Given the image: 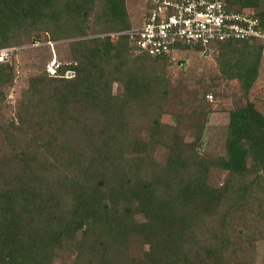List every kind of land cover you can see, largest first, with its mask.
<instances>
[{
  "label": "trees",
  "instance_id": "16d2710c",
  "mask_svg": "<svg viewBox=\"0 0 264 264\" xmlns=\"http://www.w3.org/2000/svg\"><path fill=\"white\" fill-rule=\"evenodd\" d=\"M257 1L227 0L237 10ZM93 13L96 34L131 29L125 0H0V49L40 41L43 29L84 37ZM257 15L264 28V13ZM253 46L259 54L262 47L249 41L218 44L217 52ZM74 47L76 61L62 62L59 75L46 69L29 80L17 112L47 147L26 144L8 153L0 142V264H224L227 222L246 211L255 183L264 181V115L252 102L230 113L227 156L214 164L240 185L214 186L213 162L197 150L204 125L191 121L196 139L186 147L178 127L160 121L169 88L156 68L168 57L135 54L125 36H94ZM178 59L185 67L186 59ZM241 62L231 76L249 90L256 67ZM67 69L75 77L64 78ZM15 76L11 60L0 63V132L10 147L13 132L23 133L3 115ZM116 83L123 94L114 93ZM72 103L69 125L63 114ZM143 109L156 114L152 136L172 131L165 164L148 156L151 139L133 135L132 118H146L133 110Z\"/></svg>",
  "mask_w": 264,
  "mask_h": 264
},
{
  "label": "rangeland",
  "instance_id": "374dc122",
  "mask_svg": "<svg viewBox=\"0 0 264 264\" xmlns=\"http://www.w3.org/2000/svg\"><path fill=\"white\" fill-rule=\"evenodd\" d=\"M125 1L131 28L142 26L150 1ZM257 2L256 6L242 7L240 10L264 13V0ZM94 16L93 13L90 17L87 35L84 37H80L72 30L58 32L57 29L48 31L43 29L40 34L42 40L39 41L37 47L32 46L34 42L27 41L19 45L24 49L15 52L11 59L15 66L16 76L13 85L6 89L8 96L3 115L4 121L12 119L23 133L19 130L13 132L16 141L15 138L10 137L14 140L12 142L14 144L10 147L7 146L8 137L5 140L3 132H0V142L6 145L3 152L5 148L9 153L16 150V147L23 148L26 144H38L39 146L45 144L47 147L39 130H28L20 124L17 112L29 88V80L36 75L45 74L47 64L52 58L57 57L61 62L70 65L76 61L74 46L78 41L110 34L99 32L96 34L97 26L94 23ZM66 34L69 35L66 36ZM48 40L52 42L53 47L46 45ZM261 49L259 54H257L259 48L254 46L252 48L238 47L237 50L228 54L220 49L209 58H204L198 52L189 50L176 54L177 57L186 59L185 67L181 68L172 62L161 61L156 68L158 73L163 72V79L166 80L169 88L166 107L160 115L161 123L178 127L180 141L182 140L186 147L193 146L196 139L195 125L191 121L204 125L203 145L197 146V150H199L200 157L213 162L209 173L210 183L217 187L229 185L230 188H238L240 185L234 177L230 176L228 170L214 164L216 162L220 164V159L227 156L230 113L252 102L255 108L264 115V49ZM240 58L243 61L241 63H245L247 67H256L255 80L249 90L245 88L241 79L231 76L240 71L234 66ZM145 59L149 60V57ZM122 88L123 86L119 83L113 85L116 94H123ZM76 106L75 103L70 104V107L68 105V110L66 109L63 114L64 121L69 125L74 124L73 114ZM133 112L146 116V118L141 115L136 119L132 118L133 135L147 141L151 139L153 144L148 148V156L160 164H165L173 145L170 138L172 131L161 130V133L158 132L152 136L151 128L156 114L145 109L133 110ZM42 130L47 132L48 127ZM63 141L65 140L59 139V143L64 144ZM255 184L256 187L252 189L246 211L235 212L229 223L227 222L226 234L222 235L229 243L223 252L224 264H264V181L260 180ZM225 205L229 206V200ZM226 209L224 211L228 210ZM57 264H71V260H57Z\"/></svg>",
  "mask_w": 264,
  "mask_h": 264
},
{
  "label": "built area",
  "instance_id": "2783aa9c",
  "mask_svg": "<svg viewBox=\"0 0 264 264\" xmlns=\"http://www.w3.org/2000/svg\"><path fill=\"white\" fill-rule=\"evenodd\" d=\"M257 14L232 9L227 0H150L142 26L113 32L108 37L112 41L128 37L134 46L131 52L168 57L182 68L185 63L178 62L177 52L192 50L209 58L217 53L218 44L227 41L257 42L264 49V28ZM176 41L181 42L182 48L174 49ZM38 45L39 40L32 44ZM46 45L53 47L50 40ZM21 49L24 48L0 49V63L10 62ZM62 65L57 57L52 58L47 64L49 76L59 75ZM63 74L66 79L75 77L73 69Z\"/></svg>",
  "mask_w": 264,
  "mask_h": 264
}]
</instances>
